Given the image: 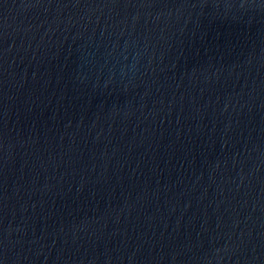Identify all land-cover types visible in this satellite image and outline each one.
<instances>
[{"label": "water", "instance_id": "water-1", "mask_svg": "<svg viewBox=\"0 0 264 264\" xmlns=\"http://www.w3.org/2000/svg\"><path fill=\"white\" fill-rule=\"evenodd\" d=\"M3 264H264V0H0Z\"/></svg>", "mask_w": 264, "mask_h": 264}, {"label": "snow or ice", "instance_id": "snow-or-ice-1", "mask_svg": "<svg viewBox=\"0 0 264 264\" xmlns=\"http://www.w3.org/2000/svg\"><path fill=\"white\" fill-rule=\"evenodd\" d=\"M0 264H3V259H0Z\"/></svg>", "mask_w": 264, "mask_h": 264}]
</instances>
